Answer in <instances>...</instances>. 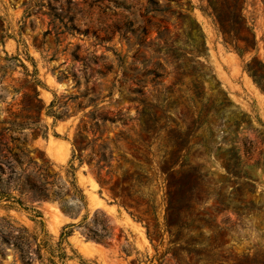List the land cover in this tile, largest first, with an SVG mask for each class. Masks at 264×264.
I'll list each match as a JSON object with an SVG mask.
<instances>
[{"label": "rangeland", "instance_id": "obj_1", "mask_svg": "<svg viewBox=\"0 0 264 264\" xmlns=\"http://www.w3.org/2000/svg\"><path fill=\"white\" fill-rule=\"evenodd\" d=\"M24 139L63 200L0 202V264H264V0H0Z\"/></svg>", "mask_w": 264, "mask_h": 264}, {"label": "trees", "instance_id": "obj_2", "mask_svg": "<svg viewBox=\"0 0 264 264\" xmlns=\"http://www.w3.org/2000/svg\"><path fill=\"white\" fill-rule=\"evenodd\" d=\"M25 144L26 139L19 142L14 149H7L5 154H2L0 151V202L4 201L22 206L23 203L20 199L21 194H28L31 200L37 201L48 200L51 196L54 197L55 201L63 200L60 197L59 192L52 194L49 193L47 189L48 183L44 176L38 178L35 176H32L31 178L27 176L23 181H19L21 174L18 173L17 167L21 168L23 165L28 167L33 163L32 159L28 157L30 151L27 150ZM75 189L76 188L72 189V198L76 197L77 192H79L81 194L78 197L79 200L84 199L81 191L79 190L76 192ZM72 190H67L65 195H68ZM61 210L65 214H70L64 205H61ZM70 226L72 225H69V227ZM67 236L68 233H62L60 235L59 241L54 248L56 252L53 249L52 253L50 252L49 257H44L40 253L39 245L35 244V252H33V255L29 256L28 262L32 263L36 259L39 261V264H65L64 261L68 259V256L65 247H63V240L65 239L64 237ZM101 240L102 239H99L98 242H102ZM47 244L48 241H44V245Z\"/></svg>", "mask_w": 264, "mask_h": 264}]
</instances>
